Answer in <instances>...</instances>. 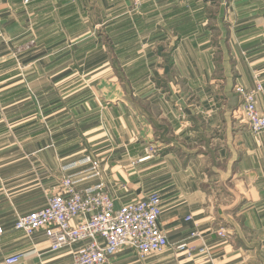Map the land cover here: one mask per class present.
<instances>
[{
  "label": "crops",
  "instance_id": "crops-1",
  "mask_svg": "<svg viewBox=\"0 0 264 264\" xmlns=\"http://www.w3.org/2000/svg\"><path fill=\"white\" fill-rule=\"evenodd\" d=\"M130 2L0 0V264L71 258L81 243L13 229L64 176L123 184L117 203L158 192L168 241L205 244L204 264H264V132L234 92L264 86V0ZM31 38L44 50L18 52Z\"/></svg>",
  "mask_w": 264,
  "mask_h": 264
},
{
  "label": "built area",
  "instance_id": "built-area-1",
  "mask_svg": "<svg viewBox=\"0 0 264 264\" xmlns=\"http://www.w3.org/2000/svg\"><path fill=\"white\" fill-rule=\"evenodd\" d=\"M31 1L24 0L25 3ZM143 1L131 0L132 8H139ZM29 45L27 43L23 48L27 49ZM254 78L253 90L238 87L237 91L248 129L253 134H261L264 132V112L258 109L256 97L263 91V84L257 74ZM145 153L150 154L148 150ZM93 164L97 166V161ZM160 213V198L155 192L116 206L115 199L105 190L84 191L70 178H65L44 206L19 215L13 222V229L26 234L44 230L51 252L81 243L64 264H105L121 248L133 250L140 258L168 248L170 243L159 226ZM187 220H191V216ZM184 246L178 244L176 248ZM22 258L23 254H11L3 259V263L19 264Z\"/></svg>",
  "mask_w": 264,
  "mask_h": 264
},
{
  "label": "rangeland",
  "instance_id": "rangeland-1",
  "mask_svg": "<svg viewBox=\"0 0 264 264\" xmlns=\"http://www.w3.org/2000/svg\"><path fill=\"white\" fill-rule=\"evenodd\" d=\"M130 9H133L132 8V4H131V2H130V7H129ZM133 10H136V9H133ZM100 33V34H99ZM94 36H102V38H103V41H106L107 42V38H106V36L104 35V32H102V30L101 29H98V30H96L95 31V33L93 34ZM31 41V42H30ZM27 43H29L30 45H29V48H27V49H24L23 47L27 44ZM42 43V44H41ZM40 44L42 45V49L44 50V46H43V44H46V42H41ZM73 43H75L74 41H73ZM38 42H37V40H34V39H29V40H27L26 42H24V43H22V45H20L18 48H17V51L18 52H21V53H23V52H29L30 50H34V49H36V48H38L39 47V45H40ZM36 47V48H35ZM53 50L54 49H56V48H58L56 45L55 46H52L51 47ZM40 49V48H39ZM47 49V48H46ZM37 50V49H36ZM68 50L70 51L71 50V48H70V46H68ZM69 54H70V52H69ZM257 75H258V77H259V80H260V75L257 73ZM261 81V80H260ZM262 83V82H261ZM263 84V83H262ZM254 85H255V82H254ZM238 87H241V88H243V89H246V90H253L252 88L254 87H245V86H243V85H236L235 86V90H234V92L237 94V96H238V98H239V103H240V105H241V101H240V95H239V93H238V91H237V88ZM263 89H264V86H263ZM258 95V94H257ZM242 107V106H241ZM147 147H149L148 149H146ZM150 147H153L154 149H152V148H150ZM143 150H144V152L145 151H147L148 150V152L150 153V154H153V153H155L156 152V150H157V148L155 147V146H151V145H146L144 148H143ZM76 155V154H75ZM75 155H73V156H75ZM78 155H80V154H78ZM88 155V157L90 158L91 156L92 157H96L97 155L96 154H94L93 152L91 153V155L90 154H87ZM88 158V160H91V164L93 163V161H97V160H94V159H89ZM121 160V159H120ZM119 160V161H120ZM107 161V159L105 160V162ZM80 161H77V163H79ZM42 163V162H41ZM121 163V165H122V161L120 162ZM86 163H84V165H85ZM97 165H99L98 164V161H97ZM81 166V164H78L77 166H75L74 167V165L73 166H71V168L72 169H75V168H78V167H80ZM95 166V165H94ZM65 178H70V177H68V176H64V177H62L61 179H60V181H59V186H60V182H61V180H63V179H65ZM71 179V178H70ZM72 180V179H71ZM73 181V180H72ZM73 183H74V181H73ZM75 184V186L76 187H78L77 185H76V183H74ZM59 186H58V188L55 190V189H53L52 190V193H54V192H56L58 189H59ZM123 186V184H119V182H117V183H114V185H112L111 187H108L107 186V184L105 183V182H102V183H99V184H97L93 189H91V190H99V189H103V190H105L106 192H108L109 193V195L111 196V197H113L114 199H115V204H116V206H118V205H120L121 203H117V200H116V197L114 196V193L113 192H115V193H117V192H119V190H116V188H118V189H120L121 190V188H123L122 187ZM80 189V188H79ZM82 190V189H81ZM91 190H84V191H91ZM157 193L158 195H159V198H160V194L158 193V192H156V191H152V192H149V193ZM51 193V194H52ZM149 193H146L145 195H143V196H141V197H139V198H142V197H144V196H146L147 194H149ZM51 194H49L48 195V197L51 195ZM47 197V198H48ZM139 198H137V199H139ZM137 199H133V200H137ZM47 200V199H46ZM128 201H132V200H128ZM125 202V201H124ZM123 202V203H124ZM46 203V202H45ZM202 203V202H201ZM44 206V205H43ZM40 208V207H39ZM35 209H38V208H35ZM35 209H32V210H35ZM200 209H202V207L200 208ZM32 210H29L28 212H31ZM160 210H161V213H160V217H161V214H162V208H161V199H160ZM26 213V212H25ZM160 217H159V226H160V228H161V230L163 231V229H162V227H161V224H160ZM186 220H187V218H186ZM185 220V221H186ZM218 225V224H217ZM217 225H215L214 226V228H213V232H214V234L215 235H217L218 237H224L226 234H225V232H224V230H223V227H220V226H217ZM1 232V231H0ZM22 232V231H21ZM164 232V231H163ZM221 232L223 233L222 235H221ZM24 233V232H23ZM165 233V232H164ZM191 235H192V233H194V235H192V236H199V234H198V232L197 231H194V230H191L190 232H189ZM26 234V233H25ZM196 238V237H195ZM218 240V239H217ZM170 243V246L168 247V248H166L165 250H162V251H158V252H152V253H149V254H147L144 258H140L134 251H131L130 249H127V248H121L120 250H118L117 252H116V254L114 255V256H112L110 259H109V261H108V263H105V264H204L205 262H207V260H209V249L207 248V246L205 245V244H201L200 246H195L194 244H189L186 240H182V241H179V242H175V241H170L169 242ZM172 243H174V244H172ZM178 244H185V246L183 247V248H180V249H177L176 248V246L178 245ZM49 245H50V243H49ZM132 252H130V251ZM195 251H199V252H202V253H194ZM134 253V254H133ZM20 254H22L21 252H20ZM182 254V255H181ZM117 255V256H116ZM185 257H184V256ZM116 256V258L114 259V260H112L114 257ZM195 258V257H197L196 259H189L188 260V258ZM69 261V260H68ZM67 261V262H68ZM192 262V263H191Z\"/></svg>",
  "mask_w": 264,
  "mask_h": 264
}]
</instances>
